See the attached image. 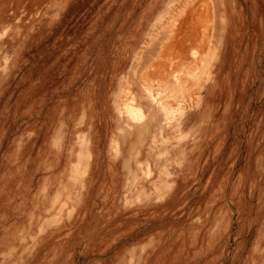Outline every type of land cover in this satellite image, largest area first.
<instances>
[{"label": "rangeland", "instance_id": "374dc122", "mask_svg": "<svg viewBox=\"0 0 264 264\" xmlns=\"http://www.w3.org/2000/svg\"><path fill=\"white\" fill-rule=\"evenodd\" d=\"M0 264H264V0H0Z\"/></svg>", "mask_w": 264, "mask_h": 264}, {"label": "bare ground", "instance_id": "6f19581e", "mask_svg": "<svg viewBox=\"0 0 264 264\" xmlns=\"http://www.w3.org/2000/svg\"><path fill=\"white\" fill-rule=\"evenodd\" d=\"M129 112H130V114L132 115L133 118H137L138 116H142L140 111L135 109V108H133V107L129 108Z\"/></svg>", "mask_w": 264, "mask_h": 264}]
</instances>
